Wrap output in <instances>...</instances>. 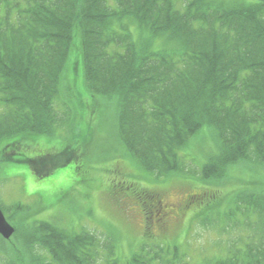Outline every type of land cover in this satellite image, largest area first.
<instances>
[{
    "label": "trees",
    "instance_id": "16d2710c",
    "mask_svg": "<svg viewBox=\"0 0 264 264\" xmlns=\"http://www.w3.org/2000/svg\"><path fill=\"white\" fill-rule=\"evenodd\" d=\"M112 2L0 0V162L26 161L35 169L36 162L49 161L37 150V135L57 140L56 129L75 115L78 131L81 119L89 121V111L75 112L69 98L59 95L80 64L92 97L116 99L117 136L152 176L186 171L179 151L203 126L217 138L204 178L222 177L238 161L264 170V0ZM55 99L62 110L55 109ZM30 146L39 152L35 160L23 155ZM254 181L243 180L235 202L244 218L221 230L233 226L249 234L252 221L250 238L232 240L219 260H183L170 246L166 264H264V187L251 188ZM138 196L154 202V213L162 210V222L154 218L158 227L176 208L146 189ZM15 224L17 237H0V249L12 253L14 264H94L100 254L96 235L87 231L19 218ZM36 247L48 258L31 256ZM104 247L113 254L110 242Z\"/></svg>",
    "mask_w": 264,
    "mask_h": 264
},
{
    "label": "rangeland",
    "instance_id": "374dc122",
    "mask_svg": "<svg viewBox=\"0 0 264 264\" xmlns=\"http://www.w3.org/2000/svg\"><path fill=\"white\" fill-rule=\"evenodd\" d=\"M129 24L132 29V23ZM76 66V70H70L73 80H65L59 95L62 92L69 98L75 112L89 111V121L81 119L78 131L77 114L75 119L71 118V124L56 129L63 134L59 133V139L37 136V150L44 151L49 161L34 166L37 172L49 171V174L40 176L24 161L0 163V207L10 222L17 218L23 223L45 220L70 231L82 228L94 231L100 239L106 237L104 241L110 242L114 252L106 255V250L99 264H159V261L166 264L174 250L167 248L173 244L178 245L177 258L219 260L226 258L225 246L232 240L248 235L250 238L254 234L256 229H251L252 221L249 234H241L231 227L225 232L221 230L222 226L240 223L244 218L240 210H236L238 204L235 203L242 188L246 187L243 180L253 178L257 182L254 181L251 188L263 189L264 170L261 167L253 162L238 161L227 166L223 177L202 181L196 170L200 173L207 157L217 149L215 133L203 126L179 153L190 160L188 167L193 172L173 173L160 181L152 178L119 143L116 99L92 97L84 87L82 67ZM56 108L62 110L63 105L55 99ZM68 146L73 151L67 154L63 149ZM84 147L87 152L82 156ZM30 149L32 146L23 151V155L33 158L39 153ZM87 154L90 155L87 157ZM68 156V162L63 164ZM144 189L176 203L163 227H158L159 223L154 221L157 217L162 222L164 215L158 217L162 210L154 213V202L139 198V192ZM18 203L24 205L22 210L14 208ZM171 209L167 208L166 212ZM201 219L212 222L202 224ZM213 221L216 224L213 225ZM17 236L16 233L14 237ZM156 245H162L165 250L154 251ZM31 252L34 256L39 250ZM156 253L160 257H155ZM8 254L13 256L11 252ZM15 254L18 256L16 251ZM10 257L1 253L0 264H9Z\"/></svg>",
    "mask_w": 264,
    "mask_h": 264
},
{
    "label": "water",
    "instance_id": "95a60500",
    "mask_svg": "<svg viewBox=\"0 0 264 264\" xmlns=\"http://www.w3.org/2000/svg\"><path fill=\"white\" fill-rule=\"evenodd\" d=\"M2 212L0 210V235L4 238H9V236L13 233L14 228L10 226V224L5 220L4 216H2Z\"/></svg>",
    "mask_w": 264,
    "mask_h": 264
}]
</instances>
